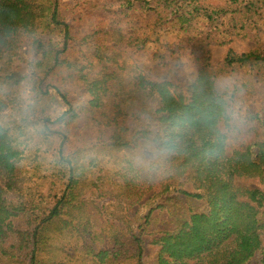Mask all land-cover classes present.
<instances>
[{
  "label": "rangeland",
  "instance_id": "374dc122",
  "mask_svg": "<svg viewBox=\"0 0 264 264\" xmlns=\"http://www.w3.org/2000/svg\"><path fill=\"white\" fill-rule=\"evenodd\" d=\"M55 1L58 19L69 28L67 47H63L62 28L50 26L37 34L42 43L39 51L25 44L16 55L0 62V106H4L0 122L20 123L25 119L30 125L25 131V158L19 171L21 190L10 196L12 200L28 199L19 207L22 213L15 226L21 231H38L43 243L41 257H50L51 264H134L129 260L133 244L126 232L132 229L136 234L135 228L143 223L152 202L130 206L128 193L123 194L121 202L122 191L113 182V176L119 164L143 160L136 152L127 153L103 143L108 128L100 113L111 110L88 109L89 95L82 78L100 79L108 74L109 95L103 102L108 98L118 100L131 96V81L138 74L151 81L192 82L196 77L195 59L204 57L208 50L210 64L219 70L217 87L231 96L229 127L227 131L224 129L228 150L259 142L264 138V64L226 71L220 68L228 49L237 54H264L263 0H250L259 8L255 15L254 9L249 13L226 14L213 25L200 17L185 32L167 25L153 26L150 17L135 11L140 0H129L133 7H127L126 0ZM198 3L223 4V1L198 0ZM137 37L148 39L138 44L134 41ZM55 55L70 65L55 68L46 78L44 64L52 65ZM128 136L129 133L124 138ZM139 150L148 159L146 163L154 159L148 146ZM61 156L65 158L63 163ZM70 166L72 176L78 180L74 189L77 203L69 208L68 215L65 212L42 225L40 221L67 185ZM238 184L264 194V181L241 179ZM162 200L163 197L155 199L152 204ZM187 203L194 211L205 209L202 202L185 200L179 203L180 213ZM168 211L156 209L151 213L148 227L151 233L141 236L143 264H157V251L151 239L173 223ZM117 227L122 228L124 235H119ZM118 235L126 245L115 244ZM111 249L115 259L108 256L103 263L98 262L94 254ZM17 253L22 255L21 251Z\"/></svg>",
  "mask_w": 264,
  "mask_h": 264
},
{
  "label": "trees",
  "instance_id": "16d2710c",
  "mask_svg": "<svg viewBox=\"0 0 264 264\" xmlns=\"http://www.w3.org/2000/svg\"><path fill=\"white\" fill-rule=\"evenodd\" d=\"M220 1L223 4L204 5L198 0H140L134 9L150 17L153 26L167 25L182 32L200 17L213 25L222 15L249 13L252 9L255 15L259 9L250 0ZM126 3L127 7H133L129 0ZM50 26L62 28L65 49L69 28L58 19L55 0H0V62L16 55L25 44L39 51L42 43L37 34ZM147 39L137 37L134 41L143 44ZM195 61L196 77L192 82L151 81L138 74L131 81V96L113 101L108 98L103 102L109 95L108 74L100 79L82 78L89 95L88 109L111 110L100 113L101 121L108 128L103 143L127 153L136 152L143 160L118 165L113 182L122 191L120 201H124V193H128L130 206L141 201L154 203L155 199L163 197L161 203H151L142 218L143 223L135 228L136 234L132 229L126 232L133 244L129 260L143 264L141 236L151 233L148 231L151 213L168 209L173 223L151 239L157 251V264H251L254 261L264 264V194L259 189L238 184L241 179L264 181V138L228 150L224 129L229 127L231 96L217 87L219 70L217 72L210 64L208 50ZM63 64L70 65L55 55L52 65L44 64V77L48 78L50 72ZM259 64H264V54H237L228 49L220 70L246 65L252 68ZM60 95L67 101L64 94ZM0 108L1 113L4 106ZM29 128L25 119L20 123L0 122V264H51L50 257H41L43 243L38 231H21L15 226L22 213L19 207L28 199L10 197L21 190L19 171L25 158V131ZM127 133L129 136L125 139ZM145 146L154 157L148 163L139 150ZM61 157L60 162H65ZM66 162L71 165L67 159ZM72 170L70 166L67 185L40 221L42 225H48L65 212L68 215L69 208L77 203L74 189L78 180L72 176ZM94 187L97 188V184ZM185 200L202 202L205 209L194 211L187 203V208L180 213L179 203ZM116 229L119 235H124L122 228ZM119 235L114 238L118 245L124 243ZM19 251L22 255H18ZM112 251L99 250L94 256L103 263L108 256L115 259Z\"/></svg>",
  "mask_w": 264,
  "mask_h": 264
}]
</instances>
